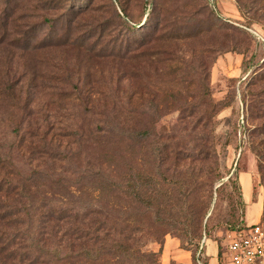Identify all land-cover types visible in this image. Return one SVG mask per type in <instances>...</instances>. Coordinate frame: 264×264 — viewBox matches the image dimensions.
Masks as SVG:
<instances>
[{"label": "rangeland", "instance_id": "obj_1", "mask_svg": "<svg viewBox=\"0 0 264 264\" xmlns=\"http://www.w3.org/2000/svg\"><path fill=\"white\" fill-rule=\"evenodd\" d=\"M251 162L262 177L264 0H0V264L74 261L56 213L91 207L146 227L144 251L191 224L224 245Z\"/></svg>", "mask_w": 264, "mask_h": 264}, {"label": "trees", "instance_id": "obj_2", "mask_svg": "<svg viewBox=\"0 0 264 264\" xmlns=\"http://www.w3.org/2000/svg\"><path fill=\"white\" fill-rule=\"evenodd\" d=\"M89 177L90 184L102 185L101 183H104L109 188V194L112 193L110 190L114 187V183H111L104 173L94 172ZM141 184L132 181V184L128 185L129 191H125V194L132 200L137 199L143 203L152 204V195L146 193L141 195L142 190H138L137 185ZM94 186L92 185L93 188ZM238 191L241 197L239 187ZM101 213L92 207L85 214L57 211L56 214L60 218L56 221L68 226L67 232L60 236L67 240L68 247L66 246L65 249L67 254L61 257L62 259L57 258L58 262L75 258L74 261L69 260V264H79L80 260L83 264H159L155 253L143 250L146 242H142L139 235L145 232L144 228L146 227L136 223L124 227L121 224L114 225L108 222V213L105 214L103 220L99 219ZM64 214H67V218ZM242 227L244 225L241 223L238 228ZM183 230L186 245L181 242V247L192 252L193 264H205L203 248L200 249V243L203 238L206 239L207 237L200 238L198 243H194L195 236L199 234V228L193 227L191 224ZM189 230H191L190 233ZM59 246H61L60 242L56 247ZM19 263L22 261L20 260Z\"/></svg>", "mask_w": 264, "mask_h": 264}, {"label": "crops", "instance_id": "obj_3", "mask_svg": "<svg viewBox=\"0 0 264 264\" xmlns=\"http://www.w3.org/2000/svg\"><path fill=\"white\" fill-rule=\"evenodd\" d=\"M255 163H249L246 170L238 173L237 183L243 204L241 221L243 225H254L264 221V175L255 172ZM219 243L205 239L203 260L205 264H230L226 250L227 242ZM147 252L157 254L159 264H193L192 252L181 247L178 240L166 238L162 246L151 244Z\"/></svg>", "mask_w": 264, "mask_h": 264}, {"label": "built area", "instance_id": "obj_4", "mask_svg": "<svg viewBox=\"0 0 264 264\" xmlns=\"http://www.w3.org/2000/svg\"><path fill=\"white\" fill-rule=\"evenodd\" d=\"M205 238L200 243L203 248ZM230 264H264V221L244 225L227 236Z\"/></svg>", "mask_w": 264, "mask_h": 264}]
</instances>
